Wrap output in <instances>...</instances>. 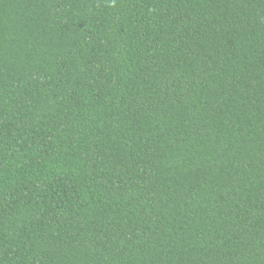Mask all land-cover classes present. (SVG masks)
<instances>
[{
	"label": "trees",
	"instance_id": "1",
	"mask_svg": "<svg viewBox=\"0 0 264 264\" xmlns=\"http://www.w3.org/2000/svg\"><path fill=\"white\" fill-rule=\"evenodd\" d=\"M0 264H264V0H0Z\"/></svg>",
	"mask_w": 264,
	"mask_h": 264
}]
</instances>
